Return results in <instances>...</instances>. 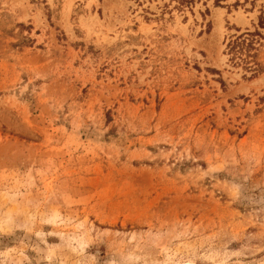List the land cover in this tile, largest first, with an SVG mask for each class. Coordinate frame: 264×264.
I'll use <instances>...</instances> for the list:
<instances>
[{"label":"rangeland","instance_id":"rangeland-1","mask_svg":"<svg viewBox=\"0 0 264 264\" xmlns=\"http://www.w3.org/2000/svg\"><path fill=\"white\" fill-rule=\"evenodd\" d=\"M0 264H264V0H0Z\"/></svg>","mask_w":264,"mask_h":264},{"label":"trees","instance_id":"trees-1","mask_svg":"<svg viewBox=\"0 0 264 264\" xmlns=\"http://www.w3.org/2000/svg\"><path fill=\"white\" fill-rule=\"evenodd\" d=\"M188 2L190 0H178L180 4ZM258 23L261 24V21ZM255 37H259L258 33H249L246 31L229 40L224 48L226 55L229 56V61H234L236 55H240L241 52L248 51L252 47ZM248 69L249 71H253L251 67H248Z\"/></svg>","mask_w":264,"mask_h":264},{"label":"bare ground","instance_id":"bare-ground-1","mask_svg":"<svg viewBox=\"0 0 264 264\" xmlns=\"http://www.w3.org/2000/svg\"><path fill=\"white\" fill-rule=\"evenodd\" d=\"M218 27V26H217Z\"/></svg>","mask_w":264,"mask_h":264}]
</instances>
